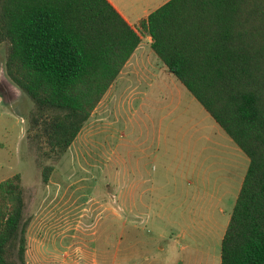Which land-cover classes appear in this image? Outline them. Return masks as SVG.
I'll list each match as a JSON object with an SVG mask.
<instances>
[{
  "label": "trees",
  "instance_id": "1",
  "mask_svg": "<svg viewBox=\"0 0 264 264\" xmlns=\"http://www.w3.org/2000/svg\"><path fill=\"white\" fill-rule=\"evenodd\" d=\"M249 164L221 264H264V0H169L132 26L109 0H0L4 72L33 103L46 183L142 37ZM0 181V264H26L25 192Z\"/></svg>",
  "mask_w": 264,
  "mask_h": 264
},
{
  "label": "crops",
  "instance_id": "2",
  "mask_svg": "<svg viewBox=\"0 0 264 264\" xmlns=\"http://www.w3.org/2000/svg\"><path fill=\"white\" fill-rule=\"evenodd\" d=\"M109 1L138 27L140 20L169 0ZM151 43V36L145 34L84 124L90 139L85 146L98 152L102 176L107 178L86 180L89 185L105 183L107 188V180L113 179L116 208L90 209L99 210L100 219L88 239L32 245L26 264H221V240L231 213L219 204L225 189L219 195L220 189L200 191L196 184L189 195L185 187L187 173L191 168L195 175L198 165L196 137L202 139L205 128L213 127L215 121L168 71ZM156 104L162 113L157 117ZM122 134L126 139L120 141ZM94 135L100 137L99 143H92ZM97 146L98 150L93 149ZM152 162L162 171L152 170ZM195 176L198 179L200 174ZM157 177L166 180L171 193L161 194ZM171 196L178 205L163 206L162 199ZM210 199H215L216 207L211 208L210 202L208 207L198 204ZM111 218L114 236L108 235Z\"/></svg>",
  "mask_w": 264,
  "mask_h": 264
},
{
  "label": "rangeland",
  "instance_id": "3",
  "mask_svg": "<svg viewBox=\"0 0 264 264\" xmlns=\"http://www.w3.org/2000/svg\"><path fill=\"white\" fill-rule=\"evenodd\" d=\"M5 56L6 44H0V181L15 174L20 175L25 190V216L28 218L25 252L27 259V250L33 251L31 246L38 242L88 239L97 230L100 219L97 214L99 210L93 213L92 209L105 206L108 209L116 208V185L113 179L107 180V188L105 183L88 184L86 179L107 178L102 176L103 169L99 167L98 152L95 153L85 146L90 139L84 126L63 158L54 165L48 181L42 182L37 150L27 139L26 133L27 115L33 103L6 77L3 65ZM185 93L190 95L187 90ZM154 95L159 98L158 93L155 92ZM194 101L196 107L201 108ZM156 108L154 114L157 117L162 114L159 111L161 105L156 104ZM196 138L199 140L196 144L198 165L195 169L196 174L204 176V179H199L200 176L195 179L196 174L193 175L190 168L188 179H185L188 180L185 186L188 194L194 193L196 184L200 191L204 187L208 192H214V188L220 189L219 195L225 189L219 204L229 212L233 208L235 195L244 178L249 159L216 122H213V127L205 128L202 139L199 135ZM119 139L122 141L126 136L122 134ZM100 140L98 135L92 136L93 144ZM93 149L98 150V146ZM151 169L156 173L162 171L157 162L151 163ZM165 181L157 177L156 185L161 188V194L171 193ZM171 199L172 196L162 199L163 206L178 205L177 201L171 202ZM189 201L194 204L193 200ZM203 202L198 201V204L208 207L210 202L211 208L216 207L215 199ZM114 226L115 220L111 218L107 222L108 235L114 236Z\"/></svg>",
  "mask_w": 264,
  "mask_h": 264
}]
</instances>
